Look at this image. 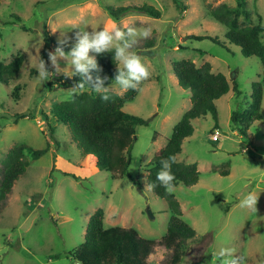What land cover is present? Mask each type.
<instances>
[{
  "label": "rangeland",
  "instance_id": "374dc122",
  "mask_svg": "<svg viewBox=\"0 0 264 264\" xmlns=\"http://www.w3.org/2000/svg\"><path fill=\"white\" fill-rule=\"evenodd\" d=\"M237 3L2 0L0 62L9 64L17 56L25 61L17 78L0 83V182L3 161L14 148L49 149L38 160L25 152L29 167L0 212V264H74L69 252L84 242L88 222L98 210L104 211L105 228H133L143 238L161 240L171 214L167 201L148 187L144 167L165 147L173 128L191 108V94L179 85L173 70V64L182 60L199 66L210 63L216 73L228 78L231 89L215 103L219 129L211 115L193 120L195 132L184 141L178 157L182 163L196 164L200 171L198 184L179 185L171 191L184 221L197 234L186 243L180 264H211L212 254L224 246L234 247L236 255L245 256L248 264L264 259V95L263 120L251 125L247 137L232 122L235 112L246 115L252 111V85L261 82L264 89V69L257 57H244L238 46L229 44L226 28L210 17V11L219 5L236 7ZM144 4L156 8L161 18L132 11L115 20L105 9ZM246 9L251 17L240 18L242 28L264 26V0H246ZM110 21L125 33L130 27L138 33L151 30L146 39L125 35V40L135 39L129 51L142 59L149 76L141 82L130 81L138 95L124 111L148 124L135 126L128 172L115 179L102 169L95 155L83 152L79 137L51 115L54 104L91 91L69 92L73 86L64 78L68 77L65 72L73 70L69 62L58 58V71L43 57L46 34L53 41L48 54L55 52L61 40H67V53L77 43L80 28L91 34ZM215 38L220 43L213 41ZM89 56L96 59L97 54L90 51ZM41 60L51 77L45 81L38 79ZM235 84L240 95L234 91ZM105 89L121 96L126 92L114 82ZM23 115L27 117L20 118ZM217 131L221 135L213 140ZM225 171L230 174H220ZM249 192L259 196L256 211L240 207ZM169 255L167 249L157 246L148 262L165 264Z\"/></svg>",
  "mask_w": 264,
  "mask_h": 264
},
{
  "label": "trees",
  "instance_id": "16d2710c",
  "mask_svg": "<svg viewBox=\"0 0 264 264\" xmlns=\"http://www.w3.org/2000/svg\"><path fill=\"white\" fill-rule=\"evenodd\" d=\"M1 2L2 0L0 4ZM105 9L115 20H119L132 11L142 12L156 19L161 18V13L147 4L119 8L107 6ZM242 16L251 17L246 9V0H238L236 7L221 4L210 11V17L226 28L225 38L229 44L238 46L244 57H257L264 69V41L262 40L264 26L242 28L239 24ZM213 41L220 43L217 38ZM52 42V37L46 34L44 60L48 59L49 45ZM221 45L225 46L224 43ZM68 49L69 47H64L65 51ZM114 54L113 50L96 56L101 71L97 73L93 70L91 75L94 78L97 75L101 79L107 78L104 88L110 86L118 74V62L114 61ZM24 61L23 56H17L9 64L0 62V83L17 78ZM173 70L179 85L191 94V108L183 114L181 120L173 128L172 136L165 147L144 167L148 172V186L153 185L151 189L168 204L171 217L166 234L157 242L141 237L133 228L118 226L105 228L104 211L98 210L88 222L84 242L69 252V257L74 264H151L148 260L157 246L164 247L170 252L165 264H180L185 254L186 243L196 237L195 229L184 221L175 195L159 184L156 175L163 170L161 160L174 157V162L171 164V171L175 176L174 188L179 185L191 187L198 184L200 181L198 166L182 163L178 157L182 153L184 141L193 136L195 132L193 120L211 115L215 128L219 129V116L215 103L227 95L231 88L228 78L222 73H216L208 62L199 66L191 61L182 60L173 64ZM64 78L66 84L73 87L80 82L79 76ZM234 91L241 94L236 84ZM105 94L110 98L107 101L102 98L101 94H94L92 91L83 92L72 100L54 104L51 115L68 126L73 136L79 137L83 152L85 154L91 152L95 155L102 169L115 179L117 176H125L128 172L131 163L130 152L136 138L135 126L147 125L148 121L124 111V106L134 101L138 95L136 88H128L123 96L112 91H107ZM263 95L262 83H253L252 111L246 115L235 112L232 116V122L244 137H247L246 132L253 123L263 120L261 114ZM25 117L27 115L20 118ZM48 149L35 150L27 145H20L8 153L1 169L0 212L6 206L15 183L29 167L30 163L26 159L25 152H28L32 159L38 160L48 152ZM226 167L230 168V164ZM215 171L218 170L215 169ZM220 174L228 176L230 172L225 171Z\"/></svg>",
  "mask_w": 264,
  "mask_h": 264
},
{
  "label": "clouds",
  "instance_id": "9594fccd",
  "mask_svg": "<svg viewBox=\"0 0 264 264\" xmlns=\"http://www.w3.org/2000/svg\"><path fill=\"white\" fill-rule=\"evenodd\" d=\"M126 34L133 38L140 35L146 39L150 36L151 30L143 29L138 33L135 28L130 27L127 33H125L117 26L115 21H110L108 26L103 27L100 31L94 30L91 34L84 30V28H80L76 33L77 43L71 47L70 51L67 53L64 51L67 40H61L58 42L60 46L55 49V52L48 54V59L58 71L59 65L57 59L63 58L67 60L73 70L71 72H65V75L68 77H80V82L69 90V92L79 94L87 89L96 94H101L102 98L107 101L110 98L105 94L107 89L103 87L107 78L101 79L99 75L94 78L91 75L93 70L99 73L101 69L98 67L95 57L89 56L90 51L100 54L114 50V61L118 62V74L115 76L114 84L121 90L127 91L130 87L135 89L136 85L130 84V81L141 82L149 76V71L142 62V59L135 52L129 51L136 41L135 39L125 40ZM121 41L123 43H119ZM50 78V74L45 70V62L41 60L38 79L45 81ZM173 162L174 157L161 160L163 170L159 171L156 175V180L168 192L173 191L175 187L173 183L175 176L171 171V164ZM148 187L152 188L153 185H149ZM258 197L255 192L247 193L240 201V207L256 211ZM236 253L234 247H221L217 252L212 254L211 264H248L245 256L242 254L236 255ZM257 264H264V259H259Z\"/></svg>",
  "mask_w": 264,
  "mask_h": 264
},
{
  "label": "built area",
  "instance_id": "2783aa9c",
  "mask_svg": "<svg viewBox=\"0 0 264 264\" xmlns=\"http://www.w3.org/2000/svg\"><path fill=\"white\" fill-rule=\"evenodd\" d=\"M220 135H221L220 132L217 131L214 135H212V139L217 140L220 137Z\"/></svg>",
  "mask_w": 264,
  "mask_h": 264
}]
</instances>
